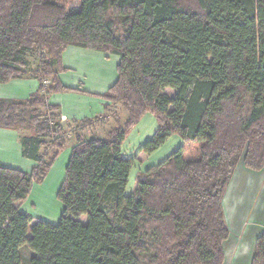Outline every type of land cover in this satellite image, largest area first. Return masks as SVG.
<instances>
[{
    "label": "trees",
    "instance_id": "trees-1",
    "mask_svg": "<svg viewBox=\"0 0 264 264\" xmlns=\"http://www.w3.org/2000/svg\"><path fill=\"white\" fill-rule=\"evenodd\" d=\"M80 2L68 13L46 0H0V84L39 82L26 100L0 99V128L23 133L22 154L36 163L31 173L0 167V264H24L25 248L29 264H225L223 202L233 175L241 163L264 170V0ZM69 47L118 56V77L99 96L105 115L69 127L75 143L58 192L59 223L32 225L18 205L67 144L49 98L87 93L60 79ZM32 52L48 59L29 74ZM118 106L129 114L124 124L106 140L83 138L85 127L117 120ZM149 113L159 128L141 153L177 135L199 143V155L187 160L178 148L139 172L127 195L137 159H124L122 147ZM251 264H264V230Z\"/></svg>",
    "mask_w": 264,
    "mask_h": 264
},
{
    "label": "crops",
    "instance_id": "crops-1",
    "mask_svg": "<svg viewBox=\"0 0 264 264\" xmlns=\"http://www.w3.org/2000/svg\"><path fill=\"white\" fill-rule=\"evenodd\" d=\"M119 63L120 58L115 55H107L76 47L66 49L63 53V65L67 70L60 75V79L66 87H82L83 91L87 93L68 92L55 94L49 98V104L60 107L59 113L63 125L67 127L83 120H94L105 115L106 102L99 96L105 95L117 81V67ZM38 88L39 82L29 76L12 80L6 84H0V99L26 100L37 92ZM117 113V120L110 118L102 124H93L85 127L81 133L83 138L86 140H106L108 133L117 127L118 123L124 124L127 121L121 120L122 108L119 110L117 108ZM158 128L159 125L156 117L150 113L146 114L133 128L123 144L122 157L126 160L137 159L130 173L129 185L126 190L127 195H131L136 190V178L139 172H145L158 166L173 154L177 150V147H186L187 145L179 136L173 135L154 153H141V147L154 136ZM22 135L23 133L21 132L0 128V167L31 173L36 163L23 156L21 146ZM74 140V135L71 138H67L65 148L52 165L45 180L42 183L34 184L28 198L18 205L21 213L32 217V225L36 221H44L51 225H57L61 219L64 209L63 204L57 203L53 208H49L42 201V197H44L43 194L47 191V184L48 186L50 184L54 185L53 192L62 186L65 180L66 167L75 143ZM169 143L173 145L172 149L163 151V148ZM171 150H173V153ZM44 152L42 151V153ZM38 206H41L43 209L41 213L37 212ZM80 221L86 223L87 218L82 217ZM262 232V229L258 232V228L250 227L247 234L257 239ZM240 259L235 260L234 263H230L226 257L225 264H240Z\"/></svg>",
    "mask_w": 264,
    "mask_h": 264
},
{
    "label": "rangeland",
    "instance_id": "rangeland-1",
    "mask_svg": "<svg viewBox=\"0 0 264 264\" xmlns=\"http://www.w3.org/2000/svg\"><path fill=\"white\" fill-rule=\"evenodd\" d=\"M46 2L63 6L68 13L78 12L81 9L80 0H46ZM44 59L47 60L48 56L44 55L42 52H32L28 54L26 59L28 68L26 71L29 74L36 72L40 62ZM164 93L172 98L175 95V91L171 89H166ZM117 108L118 110L120 109L119 106ZM45 113L46 110L42 109V118L45 116ZM128 116L129 114L122 109L121 120H127ZM103 122L104 121H100L93 124H102ZM69 127L70 130L76 128L74 124L67 127L64 125V129L67 128V138L73 137L69 131ZM172 147L173 145L169 143L163 148V151L172 149ZM176 149H178V147ZM184 150V157L187 160L193 159L199 155L200 144H187ZM172 151L173 150H171V152ZM47 187V191L43 194L44 197H42V201L45 202L49 208H53L57 203L61 204L58 199L59 188L53 192V184L49 186L47 184ZM223 207L227 225L230 230V237L224 245L228 262L234 263L235 260L241 258L240 264H251L255 244L259 237L255 239L249 236L247 232L250 227L258 228V232H260V229H262V231L264 230V170L256 172L248 169L243 163L239 164L225 195ZM42 210V207L38 206L37 212L41 213ZM22 254L24 257V264H29L31 258L29 250L25 248Z\"/></svg>",
    "mask_w": 264,
    "mask_h": 264
}]
</instances>
